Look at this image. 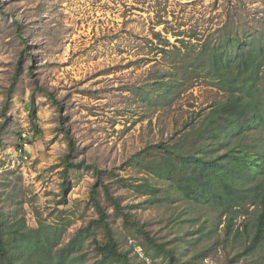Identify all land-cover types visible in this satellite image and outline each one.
I'll list each match as a JSON object with an SVG mask.
<instances>
[{
  "label": "rangeland",
  "instance_id": "rangeland-1",
  "mask_svg": "<svg viewBox=\"0 0 264 264\" xmlns=\"http://www.w3.org/2000/svg\"><path fill=\"white\" fill-rule=\"evenodd\" d=\"M234 9L253 30H262L264 0H0V127L5 122L2 108L16 80L0 165L5 167L15 154L19 132H27L31 140L26 173L10 168L0 173V209L16 219L25 217L30 226H37L38 218L48 225L66 224L63 245L94 217L86 206L96 180L91 171H72L65 194L68 204H58L64 195L63 159L70 146L65 131L75 144V163L85 161L101 170H115L129 180L126 187L115 190L124 206L148 199L140 197L132 186L143 177L166 188V183L146 176L145 170L133 164L134 155L169 139L196 112L223 100L224 94L201 78L193 90L176 96L172 104L144 102L138 89L150 90L158 69L181 59L154 49V33L161 32L178 47L181 44L174 36L178 32L186 33L180 34L185 40L190 39L186 35H192L204 41L219 34ZM190 50L193 56L195 48ZM158 62L161 65H156ZM261 86L264 88V64ZM32 108L40 134L33 130ZM103 203L114 212L105 200ZM132 211L163 242L219 219L218 212H208L178 196ZM249 213L236 220L235 230L254 222L257 210L250 207ZM114 223L115 229L122 228L121 219ZM224 237L221 225L203 244L206 246L202 245L201 249L210 251L209 256L196 264H227L238 246L224 244ZM129 239L124 238L125 249L131 251L134 262L153 264ZM217 242L218 247L213 246ZM182 251L191 257L198 250L192 245ZM84 252V264H93L97 259L93 246L86 244Z\"/></svg>",
  "mask_w": 264,
  "mask_h": 264
},
{
  "label": "trees",
  "instance_id": "trees-1",
  "mask_svg": "<svg viewBox=\"0 0 264 264\" xmlns=\"http://www.w3.org/2000/svg\"><path fill=\"white\" fill-rule=\"evenodd\" d=\"M246 20L234 9L218 30L219 34L213 33V38L204 41L192 35H186L190 39L185 40L180 34L186 33H174L181 47L173 45L161 32L154 33L157 39L156 43L151 42L154 49L181 59L169 68L161 66L150 90L138 89L144 102L172 104L176 96L193 90L201 78L224 94L223 100L196 112L195 117L169 139L149 145L134 155L133 164L145 170L146 176L166 183V188L143 177L132 186L140 197L148 199L124 206L115 190L126 187L129 180L121 178L115 170H101L85 161L75 163L72 160L75 144L65 131L70 146L63 159L64 195L58 204H68L65 194L70 173L91 171L96 180L86 206L94 212V217L63 245L66 224L48 225L38 218L37 226H30L25 217L16 219L0 209V264H84L87 262L86 244L93 246L96 253L93 264H136L131 251L125 249L124 238H130L132 247L140 248L153 264H196L209 256L210 251L201 249L202 245L218 233L221 225L224 226V244L230 242L238 246L234 255L228 257L227 264H264V88L261 86L264 26L262 30L256 27L253 30ZM193 40L198 41L193 43ZM161 43L165 45L160 47ZM190 47L195 48L193 56ZM15 82L2 108L5 122L0 127V153ZM38 89L52 98L46 89L40 86ZM59 108L61 110L60 105ZM34 113L32 108L33 130L40 134ZM22 134H18L20 141ZM177 196L208 212H218L219 219L210 225L206 223L203 229L180 233L173 241H160L149 231V224L142 223L132 209ZM103 200L113 208V213ZM250 207L257 210L254 222L243 225L241 231L235 230L236 220L240 216L248 217ZM115 219L122 220L121 229L114 228ZM218 243L213 246L218 247ZM192 245L198 251L190 257L182 250Z\"/></svg>",
  "mask_w": 264,
  "mask_h": 264
},
{
  "label": "built area",
  "instance_id": "built-area-1",
  "mask_svg": "<svg viewBox=\"0 0 264 264\" xmlns=\"http://www.w3.org/2000/svg\"><path fill=\"white\" fill-rule=\"evenodd\" d=\"M30 144L27 132H23L20 145L16 149L15 154L7 160L5 167L0 165V173L5 170L4 168H10L18 173L25 174L31 159Z\"/></svg>",
  "mask_w": 264,
  "mask_h": 264
}]
</instances>
